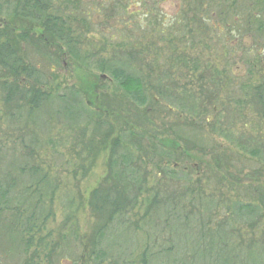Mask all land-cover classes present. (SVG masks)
Instances as JSON below:
<instances>
[{
	"label": "rangeland",
	"instance_id": "374dc122",
	"mask_svg": "<svg viewBox=\"0 0 264 264\" xmlns=\"http://www.w3.org/2000/svg\"><path fill=\"white\" fill-rule=\"evenodd\" d=\"M41 1L69 40L43 45V58L19 41L21 59L35 63L38 87H73L91 114L68 123L56 103L30 114L0 89V169L21 190L33 182L27 164L43 171L32 264H93L96 248L98 264H264V35L229 2ZM101 64L141 78L147 106L133 107ZM112 153L133 160L127 195L112 190ZM246 205L259 215H240Z\"/></svg>",
	"mask_w": 264,
	"mask_h": 264
},
{
	"label": "trees",
	"instance_id": "16d2710c",
	"mask_svg": "<svg viewBox=\"0 0 264 264\" xmlns=\"http://www.w3.org/2000/svg\"><path fill=\"white\" fill-rule=\"evenodd\" d=\"M182 1L183 3L191 2L195 10L205 4L206 7L209 3L214 5L216 2H219L218 7L222 8V2H229L230 6L227 10H238L241 19L246 20L248 30L254 27L257 34L264 35V20L262 19L264 15V0ZM4 6L5 9L1 10L0 14L5 13L7 18L12 17L22 21L34 22V28L29 29L16 27L9 20H0V89L5 93L4 100L7 101L6 103L14 98L24 101L30 114L40 111L39 109L42 105L44 111V104L56 103V115L61 120L74 124L78 119H88L91 112L85 108L80 109L78 106L79 100L76 98L79 93L73 87L68 88V93L64 91L58 96H53L52 92L53 94L55 93L54 87L43 89L37 86L36 83L41 78V73H38V68L32 60H28L29 63H27L21 59L19 53L23 52V46L20 44L17 47L19 41L24 42V44L27 43L32 47V50L37 55L36 57L41 54L43 58L41 49L43 45L45 48L47 46L56 47L55 43L51 44L53 42L51 41L52 39H57L63 43L69 40L66 33L67 30L62 22L50 15V10L49 8L47 9L49 5L46 6V3L41 0H14ZM222 10H218V13L223 15ZM100 67L106 70L119 88L125 91V97L133 107L143 109L147 106L148 98L146 93L144 94V83H142L141 78L138 76L134 77L123 69H113L109 66L105 67L103 64ZM28 79L32 80L33 84ZM129 135H132V133ZM130 139L128 141L129 146L133 144ZM118 154L120 156H117L116 153H112L110 156V179L113 181L111 186L112 190L116 191V196H119V194L127 195L132 186L137 187V184L129 183L131 181L130 163L133 162L130 154ZM121 166L125 167L121 169ZM25 167L27 168V177H33V182L29 188L27 187L23 190H21V184L18 183L20 180L12 174L11 169L4 172L0 169V264H13L15 261L21 264H32L33 259L29 257L30 251L37 245L38 240L35 241V238L43 228V171L36 165L28 166L27 164ZM25 167H21L18 171L20 175L26 173ZM117 168L121 169V172L116 171ZM30 187L33 188V192L29 191ZM37 187L39 188L37 189ZM32 195L37 198L32 199ZM105 204L114 206L115 209L113 211L116 212L121 203L118 199H108L106 195L102 207ZM102 207L97 206V211H102ZM237 212L240 215H248V213L259 215L260 208L254 205L239 206ZM98 214L100 215V213ZM101 234L102 230L99 231L98 235L102 236L104 233ZM92 254L93 264H98L97 262H100L105 257V254L99 248H96ZM38 255L37 253L35 256L39 257Z\"/></svg>",
	"mask_w": 264,
	"mask_h": 264
},
{
	"label": "flooded vegetation",
	"instance_id": "af4514ba",
	"mask_svg": "<svg viewBox=\"0 0 264 264\" xmlns=\"http://www.w3.org/2000/svg\"><path fill=\"white\" fill-rule=\"evenodd\" d=\"M178 148H179V146H178ZM184 154H185V155H184L185 157H188V154H187V153L184 152Z\"/></svg>",
	"mask_w": 264,
	"mask_h": 264
}]
</instances>
